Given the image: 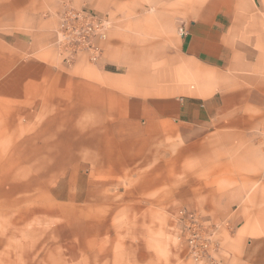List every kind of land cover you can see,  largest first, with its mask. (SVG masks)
Returning <instances> with one entry per match:
<instances>
[{
    "label": "crops",
    "instance_id": "0c3cea01",
    "mask_svg": "<svg viewBox=\"0 0 264 264\" xmlns=\"http://www.w3.org/2000/svg\"><path fill=\"white\" fill-rule=\"evenodd\" d=\"M82 8L110 24L96 62L57 43ZM31 132L40 192L81 161L83 203L117 194L88 224L98 264H191L182 209L218 228V264H264V0H0V161Z\"/></svg>",
    "mask_w": 264,
    "mask_h": 264
},
{
    "label": "rangeland",
    "instance_id": "374dc122",
    "mask_svg": "<svg viewBox=\"0 0 264 264\" xmlns=\"http://www.w3.org/2000/svg\"><path fill=\"white\" fill-rule=\"evenodd\" d=\"M33 132L21 140L25 162L17 141L0 161V264H98V227L88 224L115 216L117 194L105 193L100 207L97 196L83 203L81 161L74 176L58 177L57 192H40L45 178L35 170ZM117 222L106 225L110 238L121 232Z\"/></svg>",
    "mask_w": 264,
    "mask_h": 264
},
{
    "label": "built area",
    "instance_id": "2783aa9c",
    "mask_svg": "<svg viewBox=\"0 0 264 264\" xmlns=\"http://www.w3.org/2000/svg\"><path fill=\"white\" fill-rule=\"evenodd\" d=\"M107 18L82 9H71L61 17V27L57 43L71 62L80 53H88L90 60L96 62L101 55L98 40H105L109 29ZM182 35L184 30H180ZM177 242L191 264H218L217 254L220 244L217 227L201 213L179 210L176 215Z\"/></svg>",
    "mask_w": 264,
    "mask_h": 264
}]
</instances>
